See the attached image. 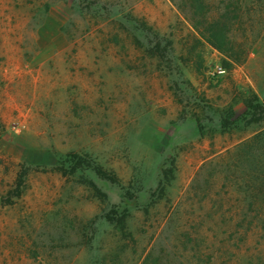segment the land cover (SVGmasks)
Masks as SVG:
<instances>
[{
  "label": "rangeland",
  "instance_id": "1",
  "mask_svg": "<svg viewBox=\"0 0 264 264\" xmlns=\"http://www.w3.org/2000/svg\"><path fill=\"white\" fill-rule=\"evenodd\" d=\"M204 1L230 56L187 0H0V264H264V0Z\"/></svg>",
  "mask_w": 264,
  "mask_h": 264
},
{
  "label": "trees",
  "instance_id": "2",
  "mask_svg": "<svg viewBox=\"0 0 264 264\" xmlns=\"http://www.w3.org/2000/svg\"><path fill=\"white\" fill-rule=\"evenodd\" d=\"M189 2L190 11H191V25L193 29L203 38L209 45L217 49L219 52L230 56V51L232 50V42L228 36V27L227 24L231 19L225 17L226 14L218 18H212L208 15V10L206 9V4L204 0H187ZM264 103V100H263ZM259 107V106H258ZM257 106L254 107L251 102L247 104V112L254 113ZM248 114V113H247ZM253 122H259V119H255ZM261 135H257L255 139L261 140ZM264 139V138H263ZM264 144V142H263ZM70 162L75 166V169L82 170H91L94 174L101 180L108 181L112 184L118 183L117 177L113 172H108L104 170L100 165L94 164L90 160L86 161L82 157H79L76 154H70ZM57 170L61 172L62 175H65L66 172L62 167H57ZM170 171H163V176L165 179H168V174ZM171 173V172H170ZM25 177V170L23 169L17 175V192L22 186ZM89 186L97 190L95 185L92 182H88ZM19 192L17 196H19ZM108 221H113V217H110V214L106 215ZM118 223L121 224L119 231L123 232V219H117Z\"/></svg>",
  "mask_w": 264,
  "mask_h": 264
}]
</instances>
